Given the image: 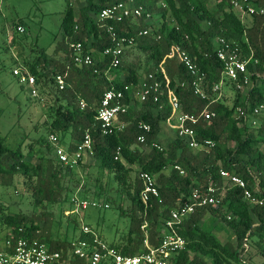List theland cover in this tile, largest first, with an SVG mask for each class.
I'll return each mask as SVG.
<instances>
[{
  "label": "trees",
  "instance_id": "obj_1",
  "mask_svg": "<svg viewBox=\"0 0 264 264\" xmlns=\"http://www.w3.org/2000/svg\"><path fill=\"white\" fill-rule=\"evenodd\" d=\"M118 1L129 0H83L78 9L67 3L60 22L61 37L49 55L43 47L34 48V56L23 54L19 37L26 31L24 21L18 19L12 33L13 38L18 39L20 59L16 61L17 66L34 75L40 94L51 98L44 121L48 135L56 134L58 142H62L66 134V148L72 150L88 132L91 157L100 170L95 180L112 173L123 196L129 199L130 204L123 211L129 216L128 229L119 240L108 245L123 255L142 252L145 232L141 225L146 221L148 242L156 246L161 238L162 220L169 211L188 203L193 189L205 191L209 186L218 202L196 207L181 222L177 231L183 237L184 245L173 254L170 264H246L241 255L250 250L251 244L264 257V202L260 205L248 202L242 195V188L229 185L220 175V170L224 169L240 176L248 187L253 186L254 196L264 198V150L261 149L264 122L256 125L252 122L257 115L253 114V109L260 104L264 107V13H253L244 21L224 0H213L211 6L207 0H166L167 8L161 7L158 0H132L143 10L140 26L136 27L127 19L120 22L97 20L101 9ZM249 1L254 6L264 5V0ZM146 13L158 14L163 19L154 28L160 35L158 39L151 35L136 36L139 28L147 26L143 23ZM167 13L171 21L165 19ZM18 25L24 27L23 32L16 29ZM107 26H112L117 36L135 37L134 44L124 48L120 63L115 66L110 63L111 56L102 55L103 49L114 44ZM218 38L234 41L243 57L252 55L257 60L247 64L248 77L252 81L249 89L243 91L246 85L239 89L235 82L228 81L235 91L230 103L215 99L211 90L220 80L224 67L215 50V39ZM72 42L82 43L83 49L94 60L92 65L74 61ZM174 45L185 50L199 72L204 74L202 87L207 97L194 94L193 75L175 54L169 56ZM132 55L135 59H128ZM140 57L145 59L144 75L151 72L161 82L158 98L154 100L150 94L141 103L134 98L140 79ZM57 74L65 80L62 89L55 83ZM238 81L241 82L240 76ZM109 89L121 90L124 102L129 106L116 118L119 125L124 122L126 125L103 134L97 110L104 91ZM170 92L178 98L183 111L199 112L207 106L214 113L207 121L201 119L195 125L198 139L214 142L210 150L191 149L176 135L162 145V150L150 146L153 141L159 142L157 136L162 122L173 117L168 102ZM80 100L85 102L83 108L79 105ZM237 107L241 112L236 113ZM139 121L149 124L150 130L140 129ZM140 134L145 137L143 143L137 140ZM36 140L42 144L40 149L44 154L32 162L25 158L20 148H9L5 136L0 135V180H12L14 175H19L33 206L42 208L39 213L42 221L35 222L33 214L12 212L3 215L0 227L7 226L12 232L21 227L23 236L38 238L49 249L67 254L73 239L54 240L48 236L45 220L51 212L47 207L64 204L74 194H102V185L91 191L84 179L82 190L77 183L66 182L67 174L72 173L80 161L77 165H63L55 159L54 146L48 138ZM141 146L147 150L143 151ZM134 164L139 169L133 175ZM167 168L169 170L165 172ZM139 171L156 177L158 197L151 196L146 203L139 196L142 189ZM213 228L223 230L227 239L220 240ZM77 238L90 242L93 239L91 234L83 232ZM72 264L85 263L75 258Z\"/></svg>",
  "mask_w": 264,
  "mask_h": 264
},
{
  "label": "built area",
  "instance_id": "obj_2",
  "mask_svg": "<svg viewBox=\"0 0 264 264\" xmlns=\"http://www.w3.org/2000/svg\"><path fill=\"white\" fill-rule=\"evenodd\" d=\"M241 19L244 15H251L253 13H264V5L254 6L249 0H224ZM161 7L167 8L166 0H158ZM143 10L140 6H136L132 0L118 1L103 9L97 15V20L102 22L106 20L123 21L127 19L129 23L140 26ZM151 14L146 13L144 20L150 19ZM16 29L19 32L24 31L22 25H18ZM111 39L114 41L112 46L106 47L102 51V55L111 56V65L115 66L120 63V56L124 48L134 44V36H117L113 31L112 26H107ZM151 35L158 39L160 35L149 27L139 28L136 36ZM73 59L80 65L90 66L94 63L91 54L83 49L81 42H72ZM215 50L217 57L223 62V71L220 80L211 87L212 92L216 95L221 94L223 86L226 82H235L237 88L241 89L243 85L250 82L248 77L247 64L250 60L256 62L257 60L249 57H243L241 49L237 43L224 38L215 39ZM177 57L182 62L189 72L193 75L192 87L194 94L205 98L206 92L202 87L204 74L199 72L196 65L188 53L179 45H174L170 51L169 56ZM12 74L18 77L21 84H24L31 96L38 95L37 83L35 76L32 75L26 68L22 66H15L12 69ZM239 76L241 82L238 81ZM55 83L59 89L64 88L65 80L59 74L55 75ZM161 82L153 73L149 72L139 79L134 96L141 103L144 102L150 94L156 100L159 95ZM168 102L173 110L174 128L176 136L182 140L189 148L194 150L208 151L214 146V142L209 139H198L196 136L195 125L203 119L207 121L214 113L204 107L199 112H186L181 108L178 98L173 92L168 96ZM81 108L85 106V102L80 100ZM129 104L124 102V94L121 90L109 89L104 91L100 105L97 110V120L103 134H108L114 129L123 128L126 123H117L116 118L118 113L125 112ZM261 109H264L260 104L253 109V114H258ZM241 112L240 107L236 108V113ZM138 127L144 131L150 130V125L139 121ZM48 140L54 145L55 156L59 163L63 165H77L85 157L92 156L91 137L88 132H85L80 142H78L74 149L68 150L66 147L59 145L58 136L50 133ZM137 140L141 143L145 141L144 135L140 134ZM150 146L162 150L163 147L156 141H153ZM119 155V151H117ZM117 158V156L115 157ZM180 173L183 171L179 166ZM220 175L228 180L229 185H235L242 188L243 197L252 204H262L264 198L256 197L252 194V187H248L246 181L238 175L231 174L229 171L221 169ZM138 178L142 182V189L139 192L140 199L146 203L151 196L158 197V187L156 177L145 171L138 172ZM257 188H255L256 190ZM259 190V189H258ZM212 188L207 187L205 191L193 189L190 195V201L184 205L173 208L169 211V215L162 220L161 238L156 246H151L148 242L146 227L147 222L144 221L141 228L145 232L143 239V251L133 255H123L115 248L110 247L107 243L101 241L95 231L87 224L82 225V232L91 234L92 242L87 239L77 238L70 242L67 254L61 250H51L48 245L38 238H27L20 234L23 230L21 227L16 232L7 231V233L0 238V264H72V260L81 259L85 264H100L102 261H107L108 264H170L171 257L184 245V239L179 235L177 229L181 222L191 214L196 207H201L208 204H216L218 200L211 194ZM70 201L74 205V212L80 214L81 210L88 207L90 204L88 200L78 197L74 194ZM95 206V203H91ZM107 206V205H105ZM244 245H246L244 243Z\"/></svg>",
  "mask_w": 264,
  "mask_h": 264
},
{
  "label": "rangeland",
  "instance_id": "obj_3",
  "mask_svg": "<svg viewBox=\"0 0 264 264\" xmlns=\"http://www.w3.org/2000/svg\"><path fill=\"white\" fill-rule=\"evenodd\" d=\"M83 0H0V135L5 136V142L9 148H20L25 153V158L32 162L38 161V156L43 155L41 143L38 140H46L48 133L44 126L46 120V107L51 103V98L41 95L37 85L38 95H30L28 88L21 84L18 77L12 74V69L17 66L20 55L18 54L17 38H13V27L17 20L25 23L26 31L19 37L21 49L24 55L34 56L38 47H43L47 55L51 54L55 42L61 37L60 22L62 13L71 3L78 9ZM208 4L213 5V0H207ZM155 13V12H153ZM248 17L244 15V18ZM249 18V17H248ZM165 19L171 21L169 13ZM247 19V18H246ZM158 14H151L150 19L144 20L147 27L154 30L162 22ZM245 20V19H244ZM35 48V49H34ZM135 52V51H133ZM134 55L128 59H133ZM135 59V57H134ZM145 59L140 57L139 68L140 78L145 71ZM252 86L250 81L243 91ZM235 91L228 82L222 88L218 99L231 102ZM135 95V94H134ZM135 99H137L134 96ZM253 123L264 122V110L253 117ZM159 142L165 146L166 143L175 138L174 120L163 122L159 132ZM65 139L59 145L66 147ZM54 146V145H53ZM143 151L147 149L140 147ZM264 150V144L261 145ZM55 150L53 149L52 153ZM55 159L57 160L56 156ZM58 161V160H57ZM134 175L139 166L133 165ZM169 168L165 169L168 172ZM100 170L95 166L92 157L83 158L72 173H68L67 181L77 183L82 190V180L91 191L101 187L102 194L79 193L78 197L85 198L90 203L87 208L81 210L80 214L74 212V205L71 201L64 204H55L47 207L51 212L45 220L48 228V236L54 240H72L82 233V225L87 224L96 232L97 237L109 244L121 238L129 225V216L123 211L130 204L129 199H125L118 188L117 181L113 179L112 173L101 176L95 180ZM90 180V181H89ZM78 181V182H77ZM89 181V182H88ZM85 186V185H84ZM81 195V196H80ZM91 203H95L93 206ZM107 205V206H105ZM42 211L40 206H33L32 199L23 189L21 177L14 175L12 180H0V220L6 213L23 212L33 214L35 222L42 221L39 213ZM42 224V223H41ZM9 227H0V238H2ZM220 240L225 241L226 234L223 230L213 228ZM233 240V239H232ZM250 250L242 253L241 257L246 264H264V257L254 245H250ZM248 246H246V249ZM81 260V259H80Z\"/></svg>",
  "mask_w": 264,
  "mask_h": 264
},
{
  "label": "crops",
  "instance_id": "obj_4",
  "mask_svg": "<svg viewBox=\"0 0 264 264\" xmlns=\"http://www.w3.org/2000/svg\"><path fill=\"white\" fill-rule=\"evenodd\" d=\"M248 17H249V15H247ZM248 17H243V19L242 20H244V21H246V20H248L249 18ZM247 18V19H246ZM162 125H163V122H162V124H161V127H162ZM160 134V133H159ZM159 134H158V136H157V138L159 139L160 137H159ZM157 143H159L160 145H161V143L160 142H157Z\"/></svg>",
  "mask_w": 264,
  "mask_h": 264
}]
</instances>
